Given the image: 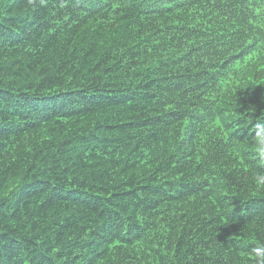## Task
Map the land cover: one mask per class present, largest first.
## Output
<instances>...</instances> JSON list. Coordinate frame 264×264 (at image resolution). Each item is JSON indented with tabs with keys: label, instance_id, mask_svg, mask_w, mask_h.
Instances as JSON below:
<instances>
[{
	"label": "trees",
	"instance_id": "1",
	"mask_svg": "<svg viewBox=\"0 0 264 264\" xmlns=\"http://www.w3.org/2000/svg\"><path fill=\"white\" fill-rule=\"evenodd\" d=\"M0 264H264V0H0Z\"/></svg>",
	"mask_w": 264,
	"mask_h": 264
}]
</instances>
